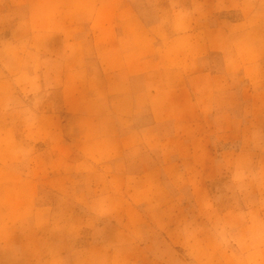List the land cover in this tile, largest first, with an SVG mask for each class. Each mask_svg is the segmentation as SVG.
I'll use <instances>...</instances> for the list:
<instances>
[{
    "label": "rangeland",
    "instance_id": "rangeland-1",
    "mask_svg": "<svg viewBox=\"0 0 264 264\" xmlns=\"http://www.w3.org/2000/svg\"><path fill=\"white\" fill-rule=\"evenodd\" d=\"M28 1L0 0V79L5 80L0 82V264H264V59L252 72L255 82L231 80L217 49L232 42L222 29L210 34L215 26L243 19L245 50L261 47L252 43L258 36L252 28L262 24L264 32V0H192L196 28L207 29L216 42L202 60L219 74L216 117L192 126L169 121L158 130L160 138L167 136L164 141L156 138L157 131H144L136 141L139 149L115 158L101 152L98 162L76 145L70 144L65 155L51 150L44 119L38 125L35 116L29 118L30 111L41 112L46 95L34 93L44 88L40 79L14 72L39 65L30 50L40 44L24 40L13 46L9 38L14 22L27 16ZM132 3L152 23L189 0ZM14 4L22 7L13 10ZM47 97L59 102L56 92ZM14 102L24 106L22 111ZM149 122L144 110L135 125ZM12 125L16 141L7 130ZM67 132L71 141L76 132L70 127ZM59 136L54 134V145ZM125 160L131 173L122 186L111 166ZM102 164L107 167L94 169ZM153 165L160 171L146 184L140 176Z\"/></svg>",
    "mask_w": 264,
    "mask_h": 264
},
{
    "label": "crops",
    "instance_id": "crops-1",
    "mask_svg": "<svg viewBox=\"0 0 264 264\" xmlns=\"http://www.w3.org/2000/svg\"><path fill=\"white\" fill-rule=\"evenodd\" d=\"M34 3L38 5L28 1V14L21 18L25 20L14 22L9 38L13 46L24 40L40 44L36 51L30 50L40 63L27 69L19 67L14 74L20 76L26 72L30 79H40L44 92L34 95H46L44 106L39 114L30 111L34 115L29 118L35 116L38 125L44 119L45 143L50 144L51 150H59L61 155L76 145V149L85 150V154L97 162L101 152L110 158L126 157L140 148L136 141L144 137V131H157L156 138L164 141L167 136L160 138L158 134L164 123L185 121L192 126L199 121L205 122L210 116L216 117L213 96L218 89L215 81L219 74L202 60L214 50L212 45L216 42L212 35L221 29L227 41L229 38L232 42L217 49L226 58L224 75L227 78L249 77L250 82H255L252 72L264 59L262 24L252 28L258 33L252 43H260L261 47L246 51L245 20L231 22L232 26L221 25L224 28L215 26L211 28L212 35H206L207 29L196 28V20L190 15L196 12L197 5L192 0L188 6L177 4L170 16L152 23L140 16L132 0H35ZM20 7L14 4L12 9ZM241 8L239 6L238 10L242 11ZM161 9H158L159 16L164 12V7ZM36 14L44 18L38 20L34 18ZM22 30L27 33L23 34ZM257 50L262 51L255 53ZM254 53L252 59H246V55ZM3 81L0 79L1 83ZM262 89L264 91V86ZM53 92L59 94V102L54 103L47 97ZM12 105L18 112L24 107L15 102ZM29 107L36 108L32 103ZM55 107L62 111L56 114ZM144 110L150 113V122L138 127L135 123ZM190 114L192 118L189 119ZM69 127L76 132L75 136L70 135L71 141L67 137ZM7 130L12 134L10 138L16 141L15 127L12 125ZM56 133H60V144L54 145ZM106 167L102 164L94 169ZM113 169L121 185L127 186V175L131 172L126 160L112 165ZM158 171L160 168L153 165L140 177L146 184H152L154 181L150 178L155 180ZM46 182L49 183V179ZM0 246H3L1 242Z\"/></svg>",
    "mask_w": 264,
    "mask_h": 264
}]
</instances>
